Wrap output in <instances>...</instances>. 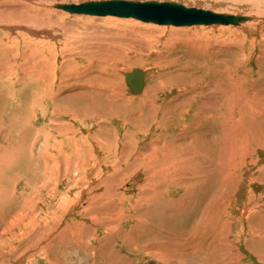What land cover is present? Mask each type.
Here are the masks:
<instances>
[{"label":"rangeland","instance_id":"obj_1","mask_svg":"<svg viewBox=\"0 0 264 264\" xmlns=\"http://www.w3.org/2000/svg\"><path fill=\"white\" fill-rule=\"evenodd\" d=\"M42 1L44 0H41L40 3L45 4H39L38 8H40L39 10L44 9V7L47 9L48 15L50 14L52 19L49 30L51 29L50 31L53 34L50 35L55 36L54 40L53 36L48 37L53 50L52 61L54 64L61 66L54 69V73H59L60 69L61 72H65L64 74L69 73L72 69L73 72H82L83 74L84 71H89V73L91 72L94 76H97L94 80L92 79L93 83L100 82L102 84L104 81V84L114 86L115 90L118 91L116 92L117 100L119 99L117 103L109 99L112 95L109 90L102 91L105 89H100L99 93L102 92L103 94L96 96L98 97L97 100L103 105L101 108L99 106L96 108L92 103H89L91 101L89 98L92 96H86V99L82 100L83 104L86 103V105L82 106L80 111L91 113L92 110L97 109L98 112L105 113H102V115L103 117L106 116L105 118L108 121L96 123L93 118L90 120L84 119L83 121L70 119L69 124H71L73 130L74 128L78 129L80 139L82 135L83 138L88 137L89 143L94 146L91 148L92 152L98 153L95 148V143H101L95 140L98 137L117 142L118 150L116 149L115 156L114 154L105 156L104 153H101L102 155L98 153L96 157L98 163L93 164L95 161L90 159L87 169L73 178L70 176L68 184L67 182H61L60 185L53 186V184H50L52 179L43 182L44 175L52 173L49 167L50 159L46 164L42 158H37L40 155L38 150H40L39 148L42 147L43 143L41 142L36 149L33 147L35 146L34 140L29 143V145L32 144L29 149L35 151L27 154V159L23 161L20 168L21 173L29 172L32 178L41 175L36 185L39 189L38 195H41V198L46 197V201L51 208L59 203L61 193L68 190L69 194L66 195L71 199V208L67 209H72L73 212L66 219H62L58 225L62 230L66 228V224L73 225V221H78L84 226L85 230L78 233L73 232L71 237V234H69V237H59V234L54 233L55 228L52 229L51 225H49V231L45 229L48 224L42 227L38 225L43 219L37 218L35 221L34 217L33 221L29 222L30 215H24L31 208L39 209L42 215L45 210L49 209H46L48 207L44 204L45 200H42L43 203L37 200L39 197L35 192L34 196L26 198L27 200L31 199L32 204L27 212V209L23 212V210L21 211V203L25 199L19 196L10 201L11 206L0 208V234L3 233L4 239L0 242V254L5 255H0V264H52L50 261H59L62 264H264L258 259V257H262V260H264V24L261 23V20H256L257 23L248 22L246 24L244 22V24L239 25H213L215 27L201 25L203 28L195 25L197 27H186L182 33H172L170 37V34L162 29L166 28L164 26L177 28L174 25L143 22L133 18H131V20H134L133 22L122 23L124 20H128L125 19L127 17L115 18L116 16H114V19L110 18L112 22L110 21L108 24V20H100V15H94L92 18L100 20L97 21L98 23L95 22L100 31L98 30L96 36H93V34L95 35L94 32H91L90 35V32L85 31L87 28H94V23L89 22L85 14L69 13L56 7L54 10L51 9L50 6L51 4L53 6L54 2L61 1L65 3L66 0ZM83 1L87 0H70L66 2L80 3ZM172 1L181 2L185 5L215 8L219 12L248 13L256 18L264 17V0ZM22 5H20L21 8H23ZM28 8H24L21 16L31 12V8ZM28 10L29 12H27ZM59 17H62L61 21L65 23L69 30L58 26L59 22L53 24V20L58 21L57 18ZM114 20L119 22L116 23ZM3 25L5 28H0L1 32L8 38H15L18 41H22V36L34 39L41 36V38H46L42 34H40L41 36L33 35L23 28L11 29L9 24ZM139 25H142L141 27L145 28L144 30L148 29L144 26L151 28L152 31H150L156 36H149V40L140 41L138 38L136 39V34L133 33L138 30L137 26ZM153 26L158 29H154ZM76 29L86 33L87 37L78 33ZM109 32L114 36L110 37ZM176 37L183 39L184 43ZM0 38L3 37L0 36ZM96 38H99V41ZM157 39L158 42H163L159 39H164L167 44L169 43L167 48L160 49L158 47L146 53L136 47V45H148L149 47V41ZM81 41L90 43L83 44L85 46L89 45V48H83L79 45L80 49H78L77 44ZM93 48L94 50L88 55L84 53V49L92 50ZM67 50L70 52H67ZM74 52L82 54V56L75 57ZM99 52L103 55H99ZM54 54L56 55L54 56ZM1 55L0 53L1 60H4L6 55ZM106 56L107 58H105ZM150 59L153 60L150 61ZM4 64L9 65L8 63ZM111 64H114L115 68H111ZM82 66L85 67V70ZM133 68H140L145 71L148 93H142L141 95L138 93L137 96L133 95L132 97L131 94H128L130 91L125 88L127 84L124 81L123 72ZM15 71L17 77L10 78L11 84L4 76L7 73H4L5 71L0 72V91H7L9 96H12L11 102L9 99H7L8 102H5L7 104L3 107L5 109L15 107L17 104L15 97L19 94L17 92L25 90L20 86L19 72L16 68ZM220 74L223 76L221 77ZM74 80L76 79L70 74V81ZM91 88L83 89H87L86 93L88 95H91L92 92H98L93 87ZM242 89L243 91H241ZM181 94L183 95L181 96ZM62 96L57 97V100L61 99ZM259 99L260 101H258ZM224 100L225 103H221ZM213 103H215L214 106H211ZM37 106L39 107V104ZM44 107H46L45 112L37 109L36 123L40 128L48 130V119L52 116L51 106ZM59 112L56 109L54 119L58 117ZM2 121L3 128L1 132L5 131L6 136L9 138L17 135L16 116L14 119L3 116ZM230 123L231 125H229ZM34 128L38 131L39 127L35 125ZM224 130L227 133L230 132V134L236 133L235 136L231 135V141L232 139L233 141L230 144V149H226V151L222 150L221 147L224 141V138H222ZM170 133L172 134L170 135ZM160 137H163L162 140ZM117 155L119 156L118 159H116ZM219 156L225 158L226 162L223 163ZM232 156L234 159H232ZM150 157L152 158L150 159ZM181 157L183 158L180 159ZM165 164L168 167H166V171L163 170ZM93 165H96V167ZM221 165L224 167L221 168ZM199 167L201 171L198 170ZM97 168H99L98 172L96 171ZM154 168L160 169L159 171L162 173L157 175L152 170ZM8 172H11L10 168ZM230 172L235 175L232 177ZM8 174L10 177L13 175V173ZM28 176L24 174L16 182L11 181L8 184L14 186L19 192V190L27 188L24 181ZM114 180L117 181L116 185L111 183ZM97 182L99 187H97ZM106 184L114 187L111 188L116 194L119 192V195H116V198H110L105 192H102L104 202H101V204L91 203L89 201L91 195L93 196L96 192L104 190ZM141 191H145L150 198L138 199V194ZM31 192L32 190L28 193ZM12 202L15 203L12 204ZM93 204L98 206L94 207ZM107 205L115 208V213L122 211V214L126 216L119 224V229L122 232L120 234L112 228L102 226L99 228L92 225L96 223L95 219H102V215L107 212L104 208ZM39 220L40 222H38ZM107 221V219H103L101 225L106 224ZM91 225L95 231L90 229L89 226ZM43 230L45 234H43ZM41 234V240L45 239L41 242V245L48 242L47 248H49L34 251L39 246L34 245L33 247L31 245ZM10 247H15V249L13 250ZM48 250L50 251L49 255ZM157 251L164 253L158 260L154 256Z\"/></svg>","mask_w":264,"mask_h":264},{"label":"bare ground","instance_id":"obj_2","mask_svg":"<svg viewBox=\"0 0 264 264\" xmlns=\"http://www.w3.org/2000/svg\"><path fill=\"white\" fill-rule=\"evenodd\" d=\"M45 1V0H44ZM42 1V2H44ZM64 1V0H62ZM66 1H70V0H66ZM65 1V3H67ZM81 1V0H80ZM41 0H25V1H22V0H0V28H5V26L3 24H9L10 28L11 29H14V28H23L25 31H28L29 33L33 34V35H39L41 36L40 34H42L44 37L46 38H41V37H38L36 39L34 38H27L25 36H22L21 40H17L15 38H8L3 32H1V29H0V36H2L3 38H0V53L2 55H6V58L4 60H1L0 58V72H4V73H7L5 74L4 76L7 78L6 80H9V83L11 82L10 78L11 77H17V72L15 71V68L16 70H18L19 72V75H18V80L20 81V86L23 88H25V90H21L20 92L18 91L15 97V99H17V104L15 107L11 108V109H5L3 108L4 105H7L5 104V102H8L7 99H9V101L11 102V98L12 96H9V94L7 93V91L5 92L4 90L3 91H0V208H5L6 206H11L10 204V201L12 199H16L18 198L19 196H22L23 198L22 199H25L22 201L21 203V211L23 210V212H25L24 210H26V212L28 211V208H30L31 204H32V201L31 199H26V198H30L35 192H37V195H38V192H39V189L37 188V183L39 182L40 180V176L41 175H38L36 177H33L29 174V172H23L21 173L22 171L20 170L21 168V165L23 163V161H25L27 159V154H30L32 151H35L33 149H29V147H32V144L29 145V143H31L33 140L35 142V149L38 147V145L42 142V147H40L38 150L39 154L37 156V158H42L44 163H48V159H50V162H49V167L51 169V174L50 175H44V180L43 182H47L49 180H51L50 184H53L54 185H60L61 182H69V178L70 176H72V178L77 175V174H81L83 173L87 167L89 166V162H90V159L94 160L95 163L93 164H96L98 163V160L96 159V157L98 156V153H104L105 156L106 155H110V154H114L115 156V152L116 149H117V145L118 143L117 142H114V141H111L110 139H107V138H104L102 139V137H98L96 138L95 140H98L99 142L101 143H95V148L96 150L98 151V153L96 152H92L91 148H93L94 146L89 143V139L87 136H85L83 138V135L81 136V139L79 137V132H78V129L74 128V130L72 129V126L71 124H69V120L70 119H73V120H76V121H83L84 119H95L96 123H102L103 121H108L107 118L103 117L102 113L103 112H98L97 109H94L92 110L91 113H88V112H84V111H80V108L85 104H83V101L84 99H86V96H92L91 98H89V103L93 104L94 107H98L101 108L103 107L102 103L99 102L97 99L98 97L96 95H102L103 93L100 92L99 93V90L100 89H105V90H102V91H110V93H112V95L109 97V99L111 101H118L117 100V93L118 91L115 90L114 86H107L106 84H104L102 82V84L100 82H95L93 83V80L94 78H96L97 76L93 75V73H89V71H84V74L82 72H73L72 70L69 72V73H66L64 74L63 72H61V69H60V72L55 74L54 73V69H58V67H61L57 64H54V62L52 61V54H53V50H52V45L50 44V40L48 37H51L53 36V40L55 38L54 35H50V34H53L50 30H49V25H51L52 23V19L50 18V14L48 15V12H47V9L44 7L41 8V10H39L40 8H38L40 5L39 4H45V3H40ZM51 2V1H50ZM177 2V1H176ZM53 3V2H52ZM56 3H63V2H54V5ZM181 3V2H179ZM24 4V5H22ZM183 4V3H182ZM23 6V8H21V6ZM52 6L51 4V9L54 10L55 6ZM185 5V4H184ZM20 6V7H19ZM29 7L31 8L29 12V10L27 12H29L27 15H24V16H21V13L23 12L24 8L25 7ZM185 6H191V7H199V8H203V9H209V10H212L213 12H219L217 10L212 9V8H206L205 6L204 7H201V6H193V5H188L186 4ZM19 7V8H18ZM43 7V6H42ZM28 8V9H29ZM57 8V7H56ZM27 9V8H26ZM60 9V8H58ZM57 9V10H58ZM221 9V8H219ZM59 11V10H58ZM52 12V10H51ZM224 12V11H223ZM60 13V12H59ZM62 13V12H61ZM226 13V12H224ZM228 13V12H227ZM236 13V12H235ZM82 14V13H81ZM233 14V13H231ZM240 14V13H238ZM245 15H248L250 16L249 19H247L246 21H242V22H239L238 24H244V22L247 24L248 22H253V23H257L256 20H261V23L264 24V21H263V18H256L254 16H252L251 14H245ZM92 16L94 15H89V14H85V17H88L87 19L89 20V22H93L94 25H95V22L98 23L97 21H100V20H108V24L109 22L112 20L110 18H113L114 19V16H111V15H100L99 18L100 20H96L95 18H92ZM57 17V15H56ZM62 18V17H61ZM61 18H57L58 21L56 20H53V24L54 23H57L59 22V25L58 26H61L63 28H67L65 23L61 21ZM117 18V17H115ZM64 19V18H63ZM125 19H128V20H124L122 23H127L128 21H134V20H131V18H125ZM117 21L118 20H114ZM102 22V21H101ZM105 22V21H104ZM112 22V21H111ZM119 22V21H118ZM12 23V24H10ZM21 23V25H20ZM121 23V24H122ZM139 23V22H138ZM140 24V23H139ZM31 25V27H30ZM93 25V24H92ZM93 27L94 28H87L85 29V31H87V33H89L91 35V32H94L95 35L93 34V36H96V32H98V30L100 31V29H98L97 25H95ZM124 25V24H122ZM132 25V24H131ZM213 25H216V24H212V25H207V26H212V27H215ZM224 25H228V24H223ZM33 26H36V27H33ZM142 25H139L137 26L138 30H135L134 31V35L136 34V39L138 38L140 41L141 40H149V36L150 37H153V34L151 31V28L147 27V26H144L148 29L144 30L142 27ZM243 26V25H242ZM73 28H75L73 25H72ZM81 27V26H80ZM84 27V26H82ZM135 27V26H134ZM154 29H158L157 27L153 26ZM152 27V28H153ZM166 28H163L162 30L164 31H167L169 34H170V37L172 35V33H182L184 30V28L186 27H197L195 25H184V26H175L177 28H173L171 26H164ZM199 27H202L201 25H199ZM85 28V27H84ZM102 28V27H101ZM104 28V27H103ZM136 28V27H135ZM134 28V29H135ZM229 28V27H228ZM227 28V29H228ZM247 28V27H246ZM245 28V29H246ZM240 29V28H239ZM251 29V27H250ZM5 30V29H4ZM69 30V29H68ZM81 30H84V29H81ZM104 30V29H103ZM116 30V29H115ZM151 30V31H150ZM231 30V28H230ZM255 30V29H254ZM21 31V30H19ZM76 31L78 33H80L81 35H84V37H87V34L82 32V31H78L76 29ZM237 31V29H236ZM250 31V30H249ZM252 31V30H251ZM16 32V31H15ZM18 32V30H17ZM104 32V31H102ZM253 32V31H252ZM7 33V32H5ZM20 33V32H19ZM18 33V34H19ZM22 33V32H21ZM20 33V34H21ZM66 33V32H65ZM71 33V32H70ZM110 33V37L114 36L111 32ZM23 34V33H22ZM79 34V35H80ZM17 35V34H16ZM67 35V34H66ZM78 35V36H79ZM89 35V36H90ZM19 36V35H17ZM28 36V35H26ZM98 36V35H97ZM100 36V35H99ZM108 36V35H107ZM156 36V35H155ZM81 37V36H80ZM101 37V36H100ZM104 37V36H103ZM68 38H69V35H68ZM78 38V37H77ZM102 38V37H101ZM107 38V37H106ZM105 38V39H106ZM159 38V37H158ZM178 38V37H176ZM34 39V40H33ZM74 39V38H72ZM76 39V38H75ZM97 39V38H96ZM99 39V38H98ZM97 39V40H98ZM155 39V38H154ZM180 39V38H178ZM255 39V38H254ZM92 40V39H91ZM95 40V39H93ZM96 40V41H97ZM104 40V39H103ZM107 40V39H106ZM105 40V42H106ZM110 40V39H109ZM108 40V41H109ZM112 40V39H111ZM159 40H162L163 42L159 41L158 42V39L157 40H152V41H149V47L148 45H136V47L140 48L141 51L143 52H146L148 53L149 51H152L156 48H160V49H166L168 44L165 42L164 39H159ZM50 41V42H49ZM84 41V40H83ZM90 41V40H89ZM99 41V40H98ZM179 41H183L184 43V40L183 39H180ZM82 42V41H81ZM78 43L77 44V48L80 49V46L81 45L83 48H89V45L88 46H85L83 44H90V43H86V42H82V43ZM100 42H102L100 40ZM111 42V41H109ZM132 42V41H131ZM53 43V42H52ZM97 43V42H96ZM95 43V44H96ZM113 43V42H112ZM114 43H116L114 41ZM120 43V42H119ZM122 43V42H121ZM124 43V42H123ZM128 43V42H127ZM103 44V43H102ZM132 44V43H131ZM73 45V44H72ZM92 45V44H91ZM97 45V44H96ZM105 46V44H103ZM106 45H109V44H106ZM112 45V44H111ZM120 45V44H119ZM125 45V44H124ZM130 45V44H129ZM60 46V45H59ZM63 46V45H61ZM113 46V45H112ZM111 46V47H112ZM123 46V44H122ZM263 46V45H262ZM76 47V46H75ZM98 47V46H96ZM106 47V46H105ZM126 47V46H125ZM134 47V46H132ZM92 48V46H91ZM114 48V47H113ZM55 49V47H54ZM66 49V48H65ZM112 49V48H111ZM116 49V48H115ZM127 49V48H126ZM77 50V49H76ZM94 50V48L92 50L90 49H84V53L85 54H89L90 52H92ZM102 50V49H101ZM107 50V49H106ZM64 51V50H63ZM66 51V50H65ZM64 51V52H65ZM83 51V50H82ZM114 51V50H113ZM163 51V50H162ZM61 52V50H60ZM67 52H70L69 50H67ZM66 52V53H67ZM102 52V51H101ZM62 53V52H61ZM109 53V52H108ZM127 53V52H126ZM63 54V53H62ZM110 54V53H109ZM133 54V53H132ZM1 55V56H2ZM56 54H54L55 56ZM99 55L100 52H99ZM103 55V54H102ZM101 55V56H102ZM114 55V54H113ZM112 55V56H113ZM72 56V55H71ZM74 56L75 57H80L82 56V54H77L74 52ZM98 56V55H96ZM110 56V55H109ZM148 56V55H147ZM153 56V55H152ZM156 56V55H155ZM162 56V55H161ZM63 57V55H62ZM115 57V56H114ZM114 57H113V60H114ZM136 57V56H135ZM138 57V56H137ZM136 57V58H137ZM149 57V56H148ZM8 58V59H7ZM89 58V57H88ZM100 58V57H99ZM107 58V56L105 57ZM111 58V57H109ZM58 59V58H56ZM69 59V58H68ZM93 60V57L91 58ZM117 59V58H116ZM122 59V58H121ZM124 59V58H123ZM162 59V58H161ZM66 60V59H65ZM153 60V59H150V61ZM61 61V60H60ZM148 61V60H147ZM83 62V60H82ZM161 62V61H160ZM4 63H8L9 65L7 64H4ZM59 63V62H58ZM77 63V62H76ZM84 63V62H83ZM117 63V61H116ZM131 63V62H130ZM73 64V63H72ZM91 64V62H90ZM133 64V63H132ZM109 65V64H108ZM128 65V64H127ZM102 66H104L102 64ZM140 66V65H138ZM83 67V66H82ZM107 67V66H106ZM111 68H115L114 64H111L110 65ZM136 67V66H135ZM147 67V66H146ZM64 69H66L65 67H63ZM84 70H85V67H83ZM108 68V67H107ZM102 70H106L105 68H101ZM133 69H136V68H133ZM133 69L129 70V71H124L123 72V78H124V81H125V73L126 72H130L132 71ZM137 69H140V68H137ZM222 69V68H221ZM67 70V69H66ZM65 70V71H66ZM83 70V69H82ZM92 70V69H91ZM143 71V78H144V81H143V87H142V90L139 92L141 95L142 93H148V85L146 84V80H145V71L143 69H140ZM111 71H113L111 69ZM121 71V70H120ZM166 72V71H165ZM96 73V72H95ZM107 73V71H106ZM122 73V72H121ZM120 73V74H121ZM177 73V72H176ZM70 74L71 76H73L76 80L74 81H70ZM101 74V73H99ZM160 74V73H159ZM167 75V74H166ZM170 75V74H169ZM174 75V74H173ZM3 76V75H2ZM108 76V75H107ZM118 76V74H117ZM122 76V75H121ZM220 76L222 77L223 75L220 74ZM99 77V76H98ZM159 77V76H158ZM174 77V76H173ZM15 78H13L15 80ZM114 79V76L112 77ZM122 78V79H123ZM93 79V80H92ZM110 79V78H109ZM116 79V78H115ZM119 79V78H118ZM159 79V78H158ZM161 80V79H160ZM102 81V80H101ZM109 81V80H108ZM113 81V80H112ZM117 81V80H116ZM158 81V80H157ZM119 82V81H118ZM126 83V82H125ZM170 83V82H169ZM11 84V83H10ZM113 84V83H112ZM193 84V83H192ZM6 85V84H5ZM8 85V83H7ZM114 85V84H113ZM199 85V84H198ZM208 85V84H207ZM19 86V87H20ZM123 86V84H122ZM173 86V85H172ZM91 87H93L96 91L98 92H92L91 95H88L86 93V90L89 88V89H92ZM128 87V86H127ZM127 87H125L127 90H129ZM170 87V86H169ZM217 87V86H216ZM4 88V87H3ZM83 88H87L86 90L83 89ZM188 88V87H187ZM203 88V87H201ZM6 89V88H5ZM12 89V88H11ZM120 89V88H119ZM193 89V88H192ZM195 89V88H194ZM2 90V89H1ZM121 90V89H120ZM217 90V89H216ZM11 91V90H9ZM66 91H69V92H66ZM151 91V90H149ZM205 91V90H204ZM225 91V90H224ZM243 91V89L241 90ZM13 93V91H11ZM66 92V93H64ZM123 92V91H122ZM128 92V91H127ZM152 92V91H151ZM154 92V91H153ZM161 92V91H160ZM108 93V92H107ZM189 93V92H188ZM232 92H230L231 94ZM120 94H121V91H120ZM123 94V93H122ZM128 94L132 97L133 95L134 96H137L136 93L133 94L131 92H128ZM138 94V93H137ZM185 94V93H184ZM190 94V93H189ZM240 94V93H238ZM64 95V96H62ZM138 95V96H139ZM183 94H181L182 96ZM233 95V94H231ZM258 95V94H257ZM14 96V95H13ZM59 96H62L61 99H58L57 100V97ZM228 96V95H227ZM241 96V94H240ZM245 96V95H244ZM102 97V96H101ZM141 97V96H140ZM157 97V96H156ZM214 97V96H213ZM239 97V96H238ZM247 97V96H246ZM255 97V96H254ZM14 98V97H13ZM126 98V97H125ZM146 98V97H145ZM178 98V97H177ZM183 98V97H182ZM237 98V97H235ZM245 98V97H244ZM14 99V100H15ZM137 99V97H136ZM139 99V97H138ZM156 99V98H155ZM215 99V98H214ZM213 99V100H214ZM227 99V98H226ZM241 99V98H240ZM132 100V98H131ZM185 100V99H184ZM209 100V99H208ZM232 100V98H231ZM242 100V99H241ZM13 101V100H12ZM16 101V100H15ZM153 101V100H152ZM186 101V100H185ZM212 101V100H211ZM252 101V100H251ZM260 101V99L258 100ZM14 102V101H13ZM126 102V101H125ZM216 102V101H215ZM219 102V101H218ZM255 102V101H253ZM89 103H87L89 105ZM118 103V102H117ZM153 103V102H152ZM203 103H206V102H203ZM217 103V102H216ZM221 103H225V100L224 102H221ZM239 103V102H237ZM257 103V101H256ZM39 104V107L37 106ZM181 104V103H180ZM207 104V103H206ZM215 103H213V105L211 106H214ZM227 104V102H226ZM242 104V103H241ZM247 104V103H245ZM13 105V104H12ZM15 105V104H14ZM208 105V104H207ZM220 105V104H218ZM217 105V106H218ZM239 105V104H238ZM244 105V104H243ZM262 105V104H261ZM11 106V105H10ZM44 106H51V113H52V116L50 119H48V130L46 129H42L40 128V126H38V124L36 123L37 121V109H39L40 111L42 112H45L46 111V107ZM111 106V105H110ZM154 106V105H153ZM224 106V105H223ZM229 106V104H228ZM227 106V107H228ZM231 106V105H230ZM240 106V105H239ZM245 106V105H244ZM253 106V105H252ZM257 106V105H256ZM92 107V106H91ZM208 107V106H207ZM221 107V106H220ZM247 107V106H246ZM156 108V107H155ZM154 108V109H155ZM223 108V107H221ZM225 108V107H224ZM231 108V107H230ZM236 108V107H235ZM252 108V107H251ZM56 109H58L60 112H59V115L57 118L54 119V115L56 113ZM106 109V108H105ZM112 109V108H111ZM143 109V108H142ZM141 109V110H142ZM158 109V108H157ZM156 109V110H157ZM204 109V108H203ZM226 109V108H225ZM256 109V108H255ZM140 110V111H141ZM168 110V109H167ZM185 110V109H184ZM210 110V109H209ZM215 110V109H214ZM227 110H230V109H227ZM225 110V111H227ZM232 110V109H231ZM241 110V108H240ZM253 110V109H252ZM106 111V110H105ZM206 111V110H205ZM247 111V110H246ZM108 112V111H107ZM111 112V111H110ZM114 112V111H113ZM112 112V113H113ZM169 112V111H168ZM171 112V111H170ZM203 112V111H202ZM215 112V111H214ZM243 112V111H242ZM254 112V111H253ZM153 113V112H152ZM180 113V111H179ZM206 113V112H205ZM210 113V112H209ZM224 113V112H223ZM245 113V112H244ZM257 113V112H256ZM58 114V113H57ZM56 114V115H57ZM105 114V113H103ZM108 114V113H107ZM202 114V113H201ZM207 114V113H206ZM205 114V115H206ZM214 114V113H213ZM212 114V115H213ZM219 114V113H217ZM228 114V113H227ZM111 115V114H110ZM178 115V114H177ZM191 115V114H190ZM216 115V114H215ZM237 115V114H236ZM3 116H8V117H12L13 119L15 118L16 116V124L18 125V128H16L17 130V135H13L12 137H7L6 134H5V131L1 132L2 131V128H3ZM108 116V115H107ZM211 116V115H210ZM214 116V115H213ZM234 116V115H233ZM232 116V117H233ZM111 117V116H109ZM181 117V115H180ZM179 117V118H180ZM240 117V116H239ZM244 117V116H243ZM6 118V117H5ZM4 118V119H5ZM113 118V117H112ZM212 118V117H211ZM215 118V117H214ZM224 118V116H223ZM150 119V118H149ZM181 119V118H180ZM213 119V118H212ZM230 119V118H229ZM228 119V120H229ZM239 119V118H237ZM246 119V118H245ZM217 120V118H216ZM222 120V119H221ZM133 121V120H132ZM239 121V120H238ZM243 121V120H242ZM93 122V121H92ZM151 122V121H150ZM200 122V121H199ZM226 122V121H225ZM74 123V122H73ZM193 123V122H192ZM228 123V121H227ZM232 123V122H231ZM231 123L229 125H231ZM235 123H237V121H235ZM76 124V123H75ZM37 126L39 127L38 128V131L34 128V126ZM195 125H196V122H195ZM198 125V124H197ZM200 125V124H199ZM207 125V124H206ZM239 125V124H238ZM237 125V126H238ZM135 126V125H134ZM177 126V125H176ZM234 126V125H233ZM88 127V126H87ZM202 127V125H201ZM81 128V127H79ZM235 128H236V125H235ZM91 129V128H90ZM154 129V128H153ZM189 129V128H188ZM82 130V129H81ZM160 130V129H159ZM193 130V129H191ZM169 131V130H168ZM186 131V130H185ZM190 131V130H189ZM188 131V132H189ZM209 132V131H208ZM92 133V132H91ZM197 133V132H196ZM195 133V134H196ZM213 133V132H212ZM82 134V133H81ZM84 134V133H83ZM128 134V133H127ZM130 134V133H129ZM172 133H170L171 135ZM177 134V133H176ZM241 134V133H240ZM96 135V134H94ZM167 135V134H166ZM175 135V134H174ZM182 135V134H181ZM184 135V134H183ZM222 138H224V141H223V144L221 145L222 147V150L226 151V149H230V144L231 142V135H236V133H231L228 132L226 130H224L222 132ZM180 136V135H179ZM178 136V138H179ZM192 136V134H191ZM113 137V136H112ZM177 137V136H176ZM237 137V136H236ZM243 137V136H242ZM161 138V137H160ZM163 138V137H162ZM161 138V140H162ZM182 138V137H181ZM193 138V137H192ZM198 138V137H197ZM213 138V137H212ZM220 138H221V135H220ZM239 138V137H238ZM183 139V138H182ZM244 139V137H243ZM160 140V141H161ZM175 140V139H174ZM245 140H247L245 138ZM244 140V141H245ZM166 141V140H165ZM177 141V140H176ZM196 141V140H195ZM214 141V140H213ZM238 141V140H237ZM236 141V142H237ZM243 141V142H244ZM247 142V141H246ZM158 143V142H156ZM176 143V142H175ZM181 143V142H180ZM189 143V142H188ZM196 143V142H195ZM205 143V142H204ZM216 143V142H215ZM162 144V143H161ZM208 144V143H207ZM234 144V142H233ZM104 145V146H103ZM163 145V144H162ZM170 145V144H169ZM189 145V144H188ZM262 145V144H261ZM116 146V147H115ZM184 146V144H183ZM208 146V145H207ZM210 146V145H209ZM215 146V145H214ZM213 146V147H214ZM241 146V145H240ZM246 146V145H245ZM114 147V148H113ZM156 147V145H155ZM195 147V146H194ZM212 147V148H213ZM217 147V146H215ZM169 148V147H168ZM173 148V147H172ZM184 148V147H183ZM186 148V147H185ZM205 148V147H204ZM243 148V147H242ZM262 148V147H261ZM158 149V148H157ZM170 149V148H169ZM174 149V148H173ZM188 149V148H187ZM190 149V148H189ZM215 149V148H214ZM118 150V149H117ZM156 150V149H155ZM204 150H207V149H204ZM232 150V149H231ZM241 150V149H240ZM247 150V149H246ZM188 151V150H187ZM208 151V150H207ZM233 151V150H232ZM237 151V149H236ZM249 151V150H248ZM137 152V151H136ZM157 152V151H155ZM165 152H168V151H165ZM189 152V151H188ZM238 152V151H237ZM243 152V151H242ZM191 153V152H190ZM205 153V152H203ZM232 153V152H231ZM245 153V151H244ZM243 153V154H244ZM117 154V153H116ZM154 154V153H153ZM183 154V153H182ZM206 154V153H205ZM210 154V153H209ZM234 154V153H233ZM238 154V153H237ZM246 154V153H245ZM102 155V154H101ZM136 155V154H135ZM158 155V154H157ZM156 155V156H157ZM207 155V154H206ZM220 155V154H219ZM49 156V157H48ZM113 156V157H114ZM136 157V156H135ZM154 157V155H153ZM233 157V156H232ZM243 157V156H242ZM119 156L117 155L116 159H118ZM152 157H150L151 159ZM183 157H181L180 159H182ZM212 158V157H211ZM253 158V157H252ZM219 159H221V161L224 163L226 162V159L225 158H221L219 156ZM234 159V157L232 158ZM254 160V158H253ZM93 161V162H94ZM155 161V160H154ZM209 161V160H207ZM233 162V160H231ZM136 162V161H134ZM153 162V161H152ZM204 162V161H203ZM213 162V161H212ZM254 162V161H253ZM210 163V161H209ZM237 163V162H236ZM235 163V164H236ZM159 164V163H158ZM157 164V165H158ZM194 164V163H193ZM222 164V163H221ZM160 165V164H159ZM166 166L163 168L164 171H166V167H167V164H165ZM200 165H203V164H200ZM209 165V164H208ZM227 165V164H226ZM230 165V164H229ZM96 167V165H93ZM108 166V165H107ZM150 166V165H149ZM153 166V165H152ZM223 165H221V168H222ZM231 166V165H230ZM100 167V166H99ZM134 167V166H133ZM170 167V165H169ZM197 167V166H196ZM224 167V166H223ZM235 167V165H234ZM233 167V169H234ZM11 169V172H8V169ZM136 168V167H135ZM168 168V167H167ZM209 168V167H208ZM264 168V167H263ZM93 169V168H92ZM201 168L199 167L198 170H200ZM230 169V168H229ZM233 169H231V171H233ZM148 170V169H147ZM154 173H156L157 175L159 173H162L161 171H159L160 169L158 168H154L152 169ZM151 170V171H152ZM194 171V169H192ZM206 170V169H205ZM209 170V169H208ZM227 170V168H226ZM96 171L98 172L99 171V168L96 169ZM150 171V172H151ZM196 171V170H195ZM201 171V170H200ZM243 171V169H242ZM94 172V171H93ZM139 172V171H138ZM203 172V171H202ZM234 172V171H233ZM8 173H13L12 177L9 176ZM100 173V172H99ZM231 175H232V172H230ZM24 174L26 175H29L24 183H26L27 185V188H24V189H21L18 190L14 187V186H11L9 185L8 183L11 182V181H15L18 179V178H21ZM95 174V173H94ZM198 174V172H197ZM196 174V175H197ZM200 174V173H199ZM145 175V174H144ZM148 175V173H147ZM165 175V174H164ZM235 175V174H233ZM232 175V177H233ZM99 176V175H98ZM166 177V176H165ZM203 177V176H202ZM236 177V176H234ZM91 178V177H90ZM99 178V177H98ZM134 178V177H133ZM242 178V177H241ZM126 179V178H124ZM260 179V178H259ZM200 180V178H199ZM237 180V179H236ZM264 180V179H263ZM101 181V180H100ZM98 181V182H100ZM203 181V180H202ZM42 182V183H43ZM98 182H97V187H99L98 185ZM199 182V181H198ZM112 185H116L117 184V181L114 180L111 182ZM203 183V182H202ZM233 183V182H232ZM120 184V183H119ZM123 184V183H122ZM236 184V183H235ZM107 185V184H106ZM192 185V184H191ZM197 185V184H196ZM24 186V185H23ZM52 186V187H53ZM144 186V185H143ZM111 185H107L105 186V189L104 190H101L99 191L98 193L96 192L95 195H91V197L89 198V201L91 203L93 202H96L97 204L101 202H104V194L102 192H105L106 195H108L110 198H116V195H119V192H116L112 189L114 187H112ZM74 188V187H73ZM236 189V188H235ZM32 190L31 193H28ZM54 191V190H53ZM118 191V190H117ZM121 191V190H119ZM77 193V192H76ZM18 194V195H17ZM54 194V193H53ZM66 194H69V191L66 190V191H63L61 193V198L59 200V203L55 204V206L53 208H51L49 205H48V202L46 201V197L44 198H41L42 196L41 195H38L39 198H37V200H40V202H42V200H45L44 201V204L48 207L46 209H49V210H45L43 215L42 213L39 211V209H33L31 208L24 216L26 215H30L29 216V222L33 221V218L35 217V221L37 220V218H41L43 219L41 221V223H38V225L40 227H42L43 225L45 224H48V227L45 228V229H50L49 225L52 226V229L55 228V234H59L58 236L59 237H69V234L71 233H78L82 230H85L80 222L78 221H73V225H69V224H66V228H63L62 230L60 229L59 227V222L62 220V219H66V217L70 216V214H72L73 210L72 209H67V208H71V205H70V198L66 195ZM73 194V193H72ZM152 195V194H151ZM34 196V195H33ZM73 196H76V195H73ZM80 196V195H79ZM49 198V196H47ZM53 197V196H52ZM72 197V196H71ZM77 197V196H76ZM74 198V197H73ZM139 198H150V196L145 192V191H141V193L138 194V199ZM36 199V198H35ZM83 199V198H82ZM107 199V198H106ZM81 200V198H80ZM84 200V199H83ZM38 202V201H37ZM15 203V202H12V204ZM43 203V202H42ZM56 203V202H55ZM34 205V203H33ZM32 205V206H33ZM87 205V204H86ZM94 205V204H93ZM136 205V204H135ZM16 206V205H15ZM14 206V207H15ZM52 206V205H51ZM98 205H94V207H96ZM17 207V206H16ZM254 207V206H253ZM261 207V206H260ZM263 207V205H262ZM11 208V207H10ZM74 208V207H73ZM80 208V207H79ZM107 212L105 213V215H102V219L99 220V219H95L96 223L92 224L94 226H97L100 228V226L102 227H105V228H112L114 231H116L117 233H122L121 230L119 229V224L121 223V220L123 218H125L126 216H124L122 214V211H119V213H115V208H112L110 205H107L106 207H104ZM9 209V208H8ZM14 209V208H13ZM19 209V208H18ZM86 209V208H85ZM242 209V208H241ZM6 210V209H5ZM15 210V209H14ZM101 210V209H100ZM253 210V209H252ZM17 211V210H16ZM43 211V210H42ZM84 211V210H82ZM229 211V210H228ZM238 211V210H237ZM18 212V211H17ZM16 212V213H17ZM92 212V211H91ZM232 212V211H231ZM81 213V212H80ZM99 213V212H97ZM230 213V212H229ZM243 213V212H242ZM85 214V213H84ZM101 214V213H100ZM246 214V213H245ZM14 215V214H13ZM78 215V214H77ZM81 215V214H80ZM87 215V214H86ZM90 215V214H89ZM88 215V216H89ZM241 215V214H240ZM243 215V214H242ZM114 219H113V218ZM16 218V217H15ZM11 219V217H10ZM9 219V220H10ZM25 219V218H24ZM103 219H107L108 221L106 222V224H102V220ZM23 220V219H22ZM91 220V219H89ZM86 221V220H85ZM88 221V220H87ZM11 222V221H9ZM40 222V220L38 221ZM263 222V221H262ZM87 223V222H86ZM92 225L89 226L91 230L95 231L94 228H92ZM250 226V225H249ZM255 226V225H253ZM69 227H72V228H69ZM251 227V226H250ZM257 227V226H256ZM10 228V227H9ZM264 228V227H263ZM44 229V230H45ZM231 229V228H230ZM253 229V228H252ZM44 230H43V234L44 233ZM53 230V231H54ZM11 231V230H10ZM254 231V229H253ZM256 231V230H255ZM258 232V231H257ZM6 233V232H5ZM49 233V232H48ZM90 233V232H89ZM3 234V233H2ZM2 234H0V242L3 241V236ZM243 235V234H242ZM72 236V234L70 235V237ZM251 236V235H250ZM41 237H42V234L38 236V238L36 239V241L33 242V244L31 246L34 247L35 246H39L38 248H36L34 251L38 250L40 251L41 249H48L47 248V244L48 242L45 244V242L41 245V242L43 240H45L44 238L41 240ZM51 237V236H50ZM54 237V236H53ZM255 238V237H254ZM41 240V241H40ZM48 240V239H47ZM90 241V240H89ZM237 241V240H236ZM15 242V241H14ZM256 242V241H255ZM5 243V242H4ZM19 243V242H18ZM40 244V245H39ZM92 244V243H91ZM10 245V244H9ZM149 245V244H147ZM261 245V244H260ZM2 246V245H1ZM17 246V245H16ZM131 246H132V242H131ZM12 248L13 250L15 249V247H10ZM11 249V250H12ZM153 249V248H152ZM7 250V249H6ZM9 250V251H11ZM49 251V250H48ZM230 251V250H229ZM29 252V251H28ZM42 252V251H41ZM40 252V253H41ZM46 252V251H45ZM44 252V253H45ZM11 253V252H10ZM7 254V253H6ZM21 254V253H20ZM47 254V253H46ZM50 254V251L48 252V255ZM1 255V254H0ZM3 255V254H2ZM1 255V256H2ZM25 255V254H24ZM27 255V254H26ZM25 255V256H26ZM34 255V254H33ZM31 255V256H33ZM40 255V254H39ZM42 255V254H41ZM164 255L163 252H158L154 254V256L157 257V260L159 258H161L162 256ZM5 256V255H3ZM43 256V255H42ZM45 256V255H44ZM50 257V256H49ZM264 257V256H263ZM35 258V257H34ZM16 259V258H15ZM33 259V258H32ZM79 259V258H78ZM224 259V258H223ZM259 260L262 261V263H264V260H262V257L259 258ZM21 260V259H20ZM52 260V259H51ZM55 260V259H54ZM223 261V260H222ZM12 262V261H10ZM20 262V261H19ZM33 262V261H32ZM52 262V264H62V262H55V261H50ZM225 263V261H224ZM258 263V262H257ZM5 264V263H4ZM34 264V263H32Z\"/></svg>","mask_w":264,"mask_h":264},{"label":"water","instance_id":"obj_3","mask_svg":"<svg viewBox=\"0 0 264 264\" xmlns=\"http://www.w3.org/2000/svg\"><path fill=\"white\" fill-rule=\"evenodd\" d=\"M54 6L69 13L129 17L143 22L174 26L213 23L239 25V22L250 17L241 13L213 12L209 9L185 6L172 0H87L80 3H56ZM143 81V71L140 69L125 73V82L133 94L142 90Z\"/></svg>","mask_w":264,"mask_h":264}]
</instances>
